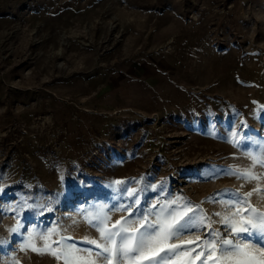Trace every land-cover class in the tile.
I'll list each match as a JSON object with an SVG mask.
<instances>
[{"label": "rangeland", "instance_id": "rangeland-1", "mask_svg": "<svg viewBox=\"0 0 264 264\" xmlns=\"http://www.w3.org/2000/svg\"><path fill=\"white\" fill-rule=\"evenodd\" d=\"M261 159L264 0H0V264H64L21 251L18 221L94 256L85 217L127 216L112 182L129 178L144 215L182 197L207 217L167 264H200L210 231L259 250L221 219L236 192L264 213Z\"/></svg>", "mask_w": 264, "mask_h": 264}, {"label": "snow or ice", "instance_id": "snow-or-ice-1", "mask_svg": "<svg viewBox=\"0 0 264 264\" xmlns=\"http://www.w3.org/2000/svg\"><path fill=\"white\" fill-rule=\"evenodd\" d=\"M255 162L264 164V159ZM238 175L243 178H254L250 171ZM112 183L116 185L120 199L129 200L126 205L122 203L117 208L118 211H126L128 215L121 216L111 227L108 225L110 217L103 211L96 214L89 213L85 217L99 233V240L85 238L87 244L94 245L97 249L94 256L92 249H85L86 254H80V248L66 242L71 240L70 237L61 236L58 240L49 242V238L58 232L56 228L49 229L47 232H37L36 226L33 225L31 229H26L25 237L20 231L25 226L18 221L10 231L19 234V238L24 241L20 245V250L24 251L30 247L34 253H48L57 260L63 259L64 264H98V261L100 264H167L168 259L180 256L182 244L185 243L172 244L168 241L184 232L196 230L207 218L197 215L198 209L190 207V201L174 207L177 201L183 199L177 197L167 204L160 205L158 212L157 205L148 209V215L155 213L156 216L155 220H149L148 215H144L145 209L140 207L141 200L138 196L139 192L146 191L147 186L144 189L130 188L129 185L132 183L140 184V180L134 178L118 179ZM151 188L155 190L157 185L153 184ZM251 194L246 193L241 197L238 192L233 193L232 200L235 201L236 210L223 216L221 223L230 228L233 236L255 235L264 242V213L258 212L251 205L247 208L241 207L242 204H247V197ZM137 215L142 216V219H133ZM215 215L219 216L220 213ZM133 224L137 226L132 227ZM37 236L44 241L43 246L38 247L34 243ZM208 236L211 239L205 238L202 241L200 237H196V240L200 241L197 245L200 251L196 252V259L200 261V264H264V247L257 250L251 243H234L232 238L217 241L218 231H210ZM187 243H193V241ZM11 264H19V262L12 258Z\"/></svg>", "mask_w": 264, "mask_h": 264}]
</instances>
